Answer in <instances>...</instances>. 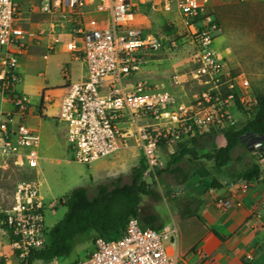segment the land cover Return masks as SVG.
Returning <instances> with one entry per match:
<instances>
[{"label":"built area","instance_id":"built-area-1","mask_svg":"<svg viewBox=\"0 0 264 264\" xmlns=\"http://www.w3.org/2000/svg\"><path fill=\"white\" fill-rule=\"evenodd\" d=\"M206 1H141L150 2V13L175 10L188 27L193 62L204 82L201 97L188 102H179L167 91L136 78L142 59L165 45L136 22L138 2L48 0L41 6L42 13L55 17L49 27L53 43L63 39L66 51L85 65L84 79L64 88L54 117L56 124L64 125L73 161L89 165L114 155L133 140L146 165L142 180H151L159 164L158 141L175 146L195 135L220 133L223 127L234 125L235 113L245 119L254 117L258 107L250 80L227 71L222 54L212 49L218 29L215 23L201 19ZM25 16L15 0H0V100L11 105L10 112L0 113V169L31 171L38 167L40 139L37 129L26 123L31 111L28 99L15 88L19 59L28 40L39 34L21 25ZM260 148L258 141L251 147L253 153ZM242 188L247 189L245 184ZM44 209L38 180L21 179L0 215L9 245L22 262L47 245ZM175 236L173 229L142 228L132 218L119 238H95L91 250L74 264H176L177 255L167 251L169 238Z\"/></svg>","mask_w":264,"mask_h":264},{"label":"rangeland","instance_id":"rangeland-1","mask_svg":"<svg viewBox=\"0 0 264 264\" xmlns=\"http://www.w3.org/2000/svg\"><path fill=\"white\" fill-rule=\"evenodd\" d=\"M137 3V0H130ZM139 0L136 10V22L142 26L146 34L161 39L165 42L160 51L148 53L140 65L137 79L154 88L167 91L179 102H188L198 99L204 89L203 79L197 74L198 66L193 62V38L188 27L181 21L179 14L173 10L170 13H150V2L142 4ZM201 19L205 23H215L218 32L213 34L212 49L222 54L225 60V69L229 72L245 75L251 82L256 94H264V0H207L204 4ZM80 48V41H76ZM76 54H61L55 51L49 54V59L44 64L43 60L25 63L21 73L22 88L28 102L35 108L40 102V95L36 87L44 85L50 88H62L69 78L76 81L84 73L85 65L73 60ZM42 74L43 76H39ZM46 103L48 116L51 120L58 114V105ZM48 117V118H49ZM234 126L239 129L250 118L234 114ZM36 128L35 125H32ZM39 139V161L36 170L26 168H1L0 169V215L10 205V200L16 183L21 179L36 178L39 183V192L43 199L44 227L50 230L64 216L66 209L60 201L77 187H85L89 193L93 187L105 183L114 173L119 163L114 155L101 158L89 165L79 164L72 160V153L68 150L65 141V128L63 124L53 125L41 120L36 128ZM205 150L201 154H208L218 150L224 145V140L219 132L211 133L205 138ZM133 146L137 145L130 141ZM127 144V146L129 145ZM173 147V148H172ZM138 148V147H137ZM176 148V147H175ZM168 144L159 147V164L155 179H145V183L155 193L156 197H142L141 212L143 214H156L158 220L171 222L172 208L176 209L175 202L178 197H186L190 187L196 181V176L184 186H179V181L166 173H158L166 169L169 155L176 150ZM130 159H126L122 172L129 173L130 168L136 166L141 160V150L136 149ZM122 153V152H120ZM249 156V157H247ZM259 156L257 153L249 154L244 149L235 150L232 161L223 169L217 171L213 163L202 159L199 165L208 170L217 178L229 179L232 167L238 165L236 158L244 162ZM247 158V159H246ZM241 162L239 164H241ZM120 166V165H119ZM121 172V169H119ZM131 171V170H130ZM130 174V173H129ZM129 174L122 178L123 183L129 182ZM198 180V179H197ZM204 183L203 181H200ZM198 182V183H200ZM200 183V184H201ZM205 186L207 183L205 182ZM52 205V209L48 206ZM1 217V216H0ZM155 228L157 224H155ZM94 235L88 241L77 245L68 258L53 260L47 263L35 261L32 264H73L82 259L92 248ZM168 246V245H167ZM13 253L8 237L2 227L0 218V264H21Z\"/></svg>","mask_w":264,"mask_h":264},{"label":"crops","instance_id":"crops-1","mask_svg":"<svg viewBox=\"0 0 264 264\" xmlns=\"http://www.w3.org/2000/svg\"><path fill=\"white\" fill-rule=\"evenodd\" d=\"M15 1L21 11L26 14L21 25L28 31L39 34L37 39L28 40L26 50L19 59V82L15 90L24 94L21 73L24 71L26 62H36L42 58L41 60L46 65L49 54H53L55 51H59L61 54H68L69 52L65 49L63 39H59L58 43H53L55 38L51 35L49 27L55 17L40 11L41 6L48 0ZM73 60L83 64L80 58L74 57ZM85 74L84 70V73L73 82L69 78L63 77L64 80L66 79V83L62 88L47 90L44 85L36 87V93L40 95V102L35 108L30 106L31 111L26 118V123L38 128L40 121L44 120L50 122L55 128L57 124L55 125L50 118L53 115L48 116L45 99H51V104L55 105L56 103L59 107L64 88L69 83L82 81ZM39 76L42 77L43 75L40 74ZM10 111V103L0 100V113ZM39 112H41L40 116ZM136 149L139 150L129 143L128 146L119 150L115 160L120 166L115 167L113 176L109 180L117 177L124 179L125 175L130 173L131 168L129 173L122 172L124 167L122 163H125L126 159H130L132 153L136 154ZM139 155L141 156V153ZM257 165L260 171L259 179L248 183L230 179L223 180L221 177H214L207 170L211 179H215L221 184L218 189H207L205 180L196 177L198 180L195 179L196 181L190 187V192L185 198L202 200L203 205L197 213L198 219H179L177 208L171 209L172 218L169 223L159 221L157 213L154 214L157 217L158 230L173 229L175 231L176 236L169 238L167 251L177 255L176 264H264V183L262 182L264 159L257 161ZM242 184L247 187L245 191H243ZM221 202L226 204L222 205Z\"/></svg>","mask_w":264,"mask_h":264},{"label":"trees","instance_id":"trees-1","mask_svg":"<svg viewBox=\"0 0 264 264\" xmlns=\"http://www.w3.org/2000/svg\"><path fill=\"white\" fill-rule=\"evenodd\" d=\"M257 112L245 125L237 129L228 125L220 129L224 140L223 147L208 154H201L205 150V140L210 134L204 133L176 144L174 153L169 155L166 173L179 181V186H184L196 176L205 180L207 189H218L221 184L211 179L205 167L200 166V160L205 159L213 163L215 170H221L232 161V154L237 149H244L252 153V144L260 142L261 148L257 151L258 159L252 157L249 161L241 162L236 158L237 167H232L229 179L241 182H251L259 179L260 171L257 161L264 159V94H256ZM169 141H158L166 146ZM241 162V164H239ZM146 165L144 159L131 168L129 182L123 183L122 177L111 179L93 187L91 194L85 187L72 189L60 205L66 212L46 234L47 245L40 251L32 252L21 264H32L35 261L50 262L69 257L73 249L89 239L101 238L105 241L119 238L132 218L137 219L142 228L156 229V215L141 212L142 197H156L155 193L142 180ZM231 175H233L231 177ZM264 183V178L262 180ZM177 216L179 219H198V210L203 205L201 199H188L180 197L175 200ZM4 229V227H3ZM158 230V229H157ZM9 241V239H8ZM74 264V263H73Z\"/></svg>","mask_w":264,"mask_h":264}]
</instances>
